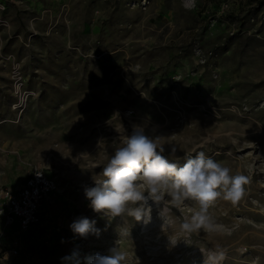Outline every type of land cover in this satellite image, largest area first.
<instances>
[{
    "label": "rangeland",
    "instance_id": "374dc122",
    "mask_svg": "<svg viewBox=\"0 0 264 264\" xmlns=\"http://www.w3.org/2000/svg\"><path fill=\"white\" fill-rule=\"evenodd\" d=\"M134 125L172 162L203 151L247 178L235 205L210 206L214 231L182 232L199 205L166 194L147 223L91 208L85 189ZM36 168L59 189L21 234L1 192ZM79 217L100 234L75 235ZM116 245L124 264L218 248L220 264H264V0H0V264H88Z\"/></svg>",
    "mask_w": 264,
    "mask_h": 264
},
{
    "label": "clouds",
    "instance_id": "9594fccd",
    "mask_svg": "<svg viewBox=\"0 0 264 264\" xmlns=\"http://www.w3.org/2000/svg\"><path fill=\"white\" fill-rule=\"evenodd\" d=\"M164 151L157 138L145 134L143 127L134 125L103 166V178L95 180V186L85 189L91 208L107 219L127 215L147 223L151 219L148 201L159 206L166 194L176 208L186 200L199 205V210L180 224L182 232L194 233L201 228L214 231L215 225L208 212L210 206L217 198L235 205L243 195L247 178L230 174V168L203 151L187 155L182 165L170 161L163 155ZM175 152L173 146L171 153ZM95 224V220L79 217L69 227L80 237L90 233L98 236L100 229ZM86 259L88 264H124L126 253L116 245L107 254L97 253ZM224 259V251L218 248L208 254L205 264H220Z\"/></svg>",
    "mask_w": 264,
    "mask_h": 264
},
{
    "label": "built area",
    "instance_id": "2783aa9c",
    "mask_svg": "<svg viewBox=\"0 0 264 264\" xmlns=\"http://www.w3.org/2000/svg\"><path fill=\"white\" fill-rule=\"evenodd\" d=\"M58 189L56 175L46 172L43 168H36L22 186L2 190V202L9 222L15 223L21 234L40 224L43 203ZM10 252L18 254V246H12Z\"/></svg>",
    "mask_w": 264,
    "mask_h": 264
}]
</instances>
